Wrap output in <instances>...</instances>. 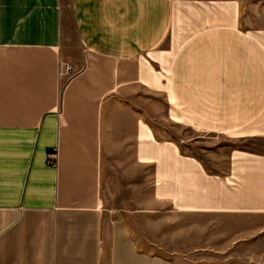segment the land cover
Masks as SVG:
<instances>
[{
  "label": "crops",
  "instance_id": "obj_1",
  "mask_svg": "<svg viewBox=\"0 0 264 264\" xmlns=\"http://www.w3.org/2000/svg\"><path fill=\"white\" fill-rule=\"evenodd\" d=\"M252 4L0 0V264H186L150 252L141 219L231 211L237 167L264 186L261 152L197 140L264 138Z\"/></svg>",
  "mask_w": 264,
  "mask_h": 264
},
{
  "label": "rangeland",
  "instance_id": "obj_2",
  "mask_svg": "<svg viewBox=\"0 0 264 264\" xmlns=\"http://www.w3.org/2000/svg\"><path fill=\"white\" fill-rule=\"evenodd\" d=\"M251 6L253 9L243 12L245 16L240 19V28L264 35V5L258 10L254 8L255 4ZM180 28L177 26V30ZM244 133L237 130L223 137L222 133L206 132L197 140H201L199 145L204 153L222 159L228 155H224L223 151L229 148L261 152L250 156L257 160L260 154L264 156V138L241 137ZM247 173L237 167L228 179L233 184L231 186L235 187V205L230 206L231 211L157 217L155 221L141 219V241L149 246L150 252L168 258H180L186 264H264V210L256 212L260 214L249 212L245 209L247 204L244 201L251 192L258 196L264 186L260 190L253 187L245 177ZM220 186L222 190V184Z\"/></svg>",
  "mask_w": 264,
  "mask_h": 264
},
{
  "label": "built area",
  "instance_id": "obj_3",
  "mask_svg": "<svg viewBox=\"0 0 264 264\" xmlns=\"http://www.w3.org/2000/svg\"><path fill=\"white\" fill-rule=\"evenodd\" d=\"M72 71H73L72 67H71L70 65H68V66L66 67V72L69 74V73H71Z\"/></svg>",
  "mask_w": 264,
  "mask_h": 264
}]
</instances>
